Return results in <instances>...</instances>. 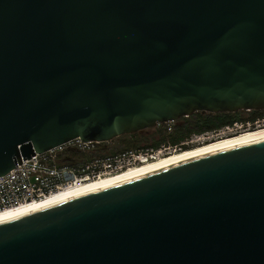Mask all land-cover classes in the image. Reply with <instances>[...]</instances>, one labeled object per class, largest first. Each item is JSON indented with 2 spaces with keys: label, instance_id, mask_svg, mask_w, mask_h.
I'll return each instance as SVG.
<instances>
[{
  "label": "water",
  "instance_id": "95a60500",
  "mask_svg": "<svg viewBox=\"0 0 264 264\" xmlns=\"http://www.w3.org/2000/svg\"><path fill=\"white\" fill-rule=\"evenodd\" d=\"M260 110L264 0H0V175ZM0 264H264V137L1 221Z\"/></svg>",
  "mask_w": 264,
  "mask_h": 264
},
{
  "label": "built area",
  "instance_id": "2783aa9c",
  "mask_svg": "<svg viewBox=\"0 0 264 264\" xmlns=\"http://www.w3.org/2000/svg\"><path fill=\"white\" fill-rule=\"evenodd\" d=\"M171 123H159L156 126ZM251 124L234 122L216 130L194 134L179 145L162 143L159 147L127 149L113 154L102 153L103 147L110 141H82L80 138L69 140L46 151L35 152L30 158L0 175V211L40 202L75 185L113 176L160 155L181 150L182 146L198 145L264 127V118ZM63 160H72V164L64 163Z\"/></svg>",
  "mask_w": 264,
  "mask_h": 264
},
{
  "label": "bare ground",
  "instance_id": "6f19581e",
  "mask_svg": "<svg viewBox=\"0 0 264 264\" xmlns=\"http://www.w3.org/2000/svg\"><path fill=\"white\" fill-rule=\"evenodd\" d=\"M264 137V127H260L250 131L240 132L233 136H227L220 139H216L213 141H209L206 143L198 144L196 146L189 147L187 149H181L174 152H171L166 155H160L154 160H149L139 164L137 166L128 168L126 170L121 171L118 174L107 178H101L96 181H91L88 183H81L79 185H75L73 187L62 190L61 192L54 194L45 200L40 202H33L30 204L22 205L17 208H12L4 211H0V222L14 218L27 210H31L34 208H38L41 206H45L48 204H52L55 202H59L62 200L69 199L71 197L87 193L98 189L100 187L119 182L125 179L135 178L137 176L167 167L169 165L191 159L197 156H201L207 153L215 152L218 150H222L228 147H232L235 145H239L242 143H246L249 141H253L259 138Z\"/></svg>",
  "mask_w": 264,
  "mask_h": 264
},
{
  "label": "trees",
  "instance_id": "16d2710c",
  "mask_svg": "<svg viewBox=\"0 0 264 264\" xmlns=\"http://www.w3.org/2000/svg\"><path fill=\"white\" fill-rule=\"evenodd\" d=\"M249 116L244 118L241 116V111L235 113H208V112H196L187 117H183V121L181 124H178L174 127L171 133L166 134L165 129L161 128L157 131L158 138L153 139L149 145L151 147H157L161 143H169L171 145H179L181 142L186 140L192 134H200L210 130L219 129L225 125L233 124L234 122H243L245 120L254 122L257 119L264 118V110L260 111H249ZM138 133V132H137ZM137 133L132 134V136H136ZM130 138L133 139V137ZM131 139V147L141 148L145 146H139V142L143 139L135 138ZM145 141V140H143ZM146 146V147H147ZM188 146H182V149H187ZM122 151V150H121ZM120 151V152H121ZM124 151V150H123ZM119 152V151H117ZM109 154L116 153L107 152ZM70 163V162H68ZM72 164V163H70Z\"/></svg>",
  "mask_w": 264,
  "mask_h": 264
},
{
  "label": "rangeland",
  "instance_id": "374dc122",
  "mask_svg": "<svg viewBox=\"0 0 264 264\" xmlns=\"http://www.w3.org/2000/svg\"><path fill=\"white\" fill-rule=\"evenodd\" d=\"M248 114H249V111H241V116L244 117V118H247L249 116ZM182 121H183V118H180L179 120H177V121H175V122H173L171 124H168V125H163L162 127L161 126H156L154 128L145 129V130H143L141 132H138L136 134V136H132V134H130V135H124V136L117 137V138L111 140V142L107 143L105 145V147H103L102 153L114 152V151H116V153H117V151L120 152L121 150L123 151V150H127V149H137L135 147H131L130 146L131 142H132L131 141L132 138H130V136L133 137L132 140H134L135 138H141V139L145 140V141L142 140L141 142H139V146H145L146 147L147 145L150 144V142L153 139L158 138V134H157V131H159L158 128H160V127L161 128H166L165 129V133L169 134V133L172 132L174 127L177 126L178 124H181ZM247 122H250V124H251V121H247V120L243 121V124H246ZM252 126H253V124H251V127ZM167 127H171V128L167 129ZM192 135H194V134H192ZM192 135L189 136L188 139L191 138ZM159 146L160 145H158L157 147H159ZM193 146H196V144L193 145ZM189 147H192V146H188L187 148H189ZM196 147H198V146H196ZM63 162L64 163H67V162L72 163V160H63Z\"/></svg>",
  "mask_w": 264,
  "mask_h": 264
},
{
  "label": "flooded vegetation",
  "instance_id": "af4514ba",
  "mask_svg": "<svg viewBox=\"0 0 264 264\" xmlns=\"http://www.w3.org/2000/svg\"><path fill=\"white\" fill-rule=\"evenodd\" d=\"M200 112H202V111H200ZM111 142V141H110Z\"/></svg>",
  "mask_w": 264,
  "mask_h": 264
}]
</instances>
